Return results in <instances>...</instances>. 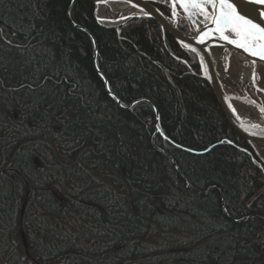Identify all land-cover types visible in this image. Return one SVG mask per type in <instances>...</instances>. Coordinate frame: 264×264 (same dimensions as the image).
Masks as SVG:
<instances>
[{"label":"trees","instance_id":"trees-1","mask_svg":"<svg viewBox=\"0 0 264 264\" xmlns=\"http://www.w3.org/2000/svg\"><path fill=\"white\" fill-rule=\"evenodd\" d=\"M200 75L151 18L0 0V264H264V165Z\"/></svg>","mask_w":264,"mask_h":264},{"label":"water","instance_id":"water-1","mask_svg":"<svg viewBox=\"0 0 264 264\" xmlns=\"http://www.w3.org/2000/svg\"><path fill=\"white\" fill-rule=\"evenodd\" d=\"M75 2H87L93 5L94 7V19L95 21L106 28H118L119 26L125 24L127 21L134 18H151L155 20L164 33L168 34L173 38L176 44L187 51L193 52L198 60L200 66L201 77L204 78L208 84L211 86L214 94L224 112V115L230 125V127L242 138L250 143H259L264 144V127H253L246 122H244L241 117L238 118L237 111L232 105L233 96H230L224 89L221 81L219 80L217 69L213 60L212 51L217 48H227L234 57L238 60H241L246 63L249 70V80L254 87V89L262 94H264V89L261 88L255 78L253 83V72H257L259 67L264 66V60L259 57L251 56L249 53L245 52L241 48H237L235 45L228 43L225 40L220 39L219 34L213 33L206 37L203 43L198 42V37L200 35L198 29H204V21L201 19H189L191 21V27L187 31L179 30L176 25H174L164 13H162L151 1L149 0H69V9ZM242 0H234V3L237 5V10L239 11V6ZM110 3H125L131 6L133 9L138 11V14L118 16L115 19H110L107 17L108 21L111 23H116V25L104 24L100 21V18L97 16V10L99 7L109 6ZM243 3L246 7H256L257 11L248 19H251L253 23L259 24L261 27H264V17L260 16V12H264V7H258L252 4H249L247 0H243ZM114 13H118L112 11ZM147 12L148 15L144 13ZM243 14V13H241ZM74 26H76L73 23ZM78 27V26H76ZM212 25L209 24V28ZM81 28V27H78ZM82 29V28H81ZM86 31V30H85ZM89 33L88 31H86ZM230 36V39H235L236 37L233 34L226 33ZM92 37L91 34H89ZM96 48V47H95ZM253 61L255 63L253 64ZM105 81V80H104ZM106 82V81H105ZM261 89V90H258ZM250 103L253 101V104L259 110L263 108L258 102L254 99H249ZM231 105V107H230ZM235 110V114L233 112ZM264 115V114H263Z\"/></svg>","mask_w":264,"mask_h":264},{"label":"snow or ice","instance_id":"snow-or-ice-1","mask_svg":"<svg viewBox=\"0 0 264 264\" xmlns=\"http://www.w3.org/2000/svg\"><path fill=\"white\" fill-rule=\"evenodd\" d=\"M247 2L258 7H264V0H247ZM177 4L187 18L190 19L194 16L203 18L204 29H198L200 33L198 42L203 43L206 37L216 33L219 34L220 39L243 49L251 56L264 60V27L247 18L257 11L256 7H246L243 0L239 6V11L234 0H171L173 17L178 15ZM144 14L148 15L147 12ZM259 14L264 17V12ZM209 24L212 25L211 28H209ZM226 33L233 34L236 38L230 39ZM254 63L255 61H253ZM255 78L256 74L253 72V83ZM252 103L255 104L254 101ZM260 111L264 114V108H261ZM233 112L235 114L234 109ZM253 127L258 126L253 125ZM165 138L167 139V137Z\"/></svg>","mask_w":264,"mask_h":264},{"label":"rangeland","instance_id":"rangeland-1","mask_svg":"<svg viewBox=\"0 0 264 264\" xmlns=\"http://www.w3.org/2000/svg\"><path fill=\"white\" fill-rule=\"evenodd\" d=\"M169 1H170V5H171V0H169ZM177 12H178V15L176 17H173L172 8H171V12H170L171 14L168 16V18L177 27L183 26L185 28L184 31H186L187 29H189L191 27V21L182 12V10L179 8L178 4H177ZM106 15L110 19H115L119 16L117 13L111 12L109 10L106 11ZM197 18L202 19V17H200V16H197ZM118 28H115V29H118ZM179 30H181V29H179ZM230 53L226 49L221 50L219 48L214 49L212 51V55L217 60L216 68H217V72L221 76L220 80L222 82L224 89L226 90V92L230 96L236 95V96L246 97L249 99H254L256 102H258L262 106L264 103V100L262 99L263 97H261L258 94V92L255 91V89L251 85V82L248 81V75L246 72V68H247L246 63L241 61V60H238L234 56L233 57L237 62L232 61L228 65H226V61H223V58L225 56L228 58L231 57ZM256 75H257L256 80H257L259 86L264 89V66L260 67L257 70ZM236 109L239 110L238 113L240 115L242 114L243 117H249V118L255 117L254 116V110L251 111L250 108L247 106H246L245 110L243 108H241V109L236 108ZM253 145H254V149L258 155V158H259L261 164L264 165V144L253 143Z\"/></svg>","mask_w":264,"mask_h":264},{"label":"bare ground","instance_id":"bare-ground-1","mask_svg":"<svg viewBox=\"0 0 264 264\" xmlns=\"http://www.w3.org/2000/svg\"><path fill=\"white\" fill-rule=\"evenodd\" d=\"M107 10H109L111 12L112 11L118 12L117 14L119 16L138 14L137 10L133 9L131 6H129V5L125 4V3H110L109 6H104V7L101 6L97 10V16L100 18V21L102 23L108 24V25H116V23H111V22L108 21L107 15H106V11ZM191 19H193V20L195 19L196 20L198 18H197V16H194ZM201 20H203V18ZM212 58L214 60L215 66H216L217 63L215 61L214 56ZM249 69L250 68H246V72H247L248 77H249V71H250ZM218 77H219V80H220L221 79L220 78V74H218ZM233 100H232V103H233L232 105L234 106L235 109L236 108H239V109L243 108L245 110L246 106H247V107L250 108L251 111L254 110V116L255 117H253V118L243 117L242 114L240 115L239 113H237L238 117H241V119L244 122H246V123H248L250 125H257V126H260V127H264V115L261 113V111L258 108H256L252 103H250L249 100L246 97H241V96H236V95L234 96L233 95ZM236 111L238 112L239 110L236 109Z\"/></svg>","mask_w":264,"mask_h":264},{"label":"flooded vegetation","instance_id":"flooded-vegetation-1","mask_svg":"<svg viewBox=\"0 0 264 264\" xmlns=\"http://www.w3.org/2000/svg\"><path fill=\"white\" fill-rule=\"evenodd\" d=\"M219 49H221V50H224V49H226L229 53H230V51L227 49V48H219ZM230 56L231 57H224L223 58V61H226V65H228L230 62H232V61H236L235 59H234V57H233V55L230 53ZM215 61L217 62V60L215 59ZM237 62V61H236ZM217 66V65H216ZM246 67H247V65H246ZM217 69V68H216ZM218 73V72H217ZM219 74V73H218ZM220 78H221V76H220ZM256 78H257V75H256ZM221 81V80H220ZM248 81H250L249 80V78H248ZM222 83V82H221ZM252 85V84H251ZM253 87V86H252ZM254 88V87H253ZM256 91V90H255ZM258 92V91H257ZM258 93H260V92H258ZM262 94V93H261ZM262 95H264V94H262ZM233 96V95H232ZM234 101V100H233ZM263 106V105H262ZM263 108H264V106H263Z\"/></svg>","mask_w":264,"mask_h":264}]
</instances>
